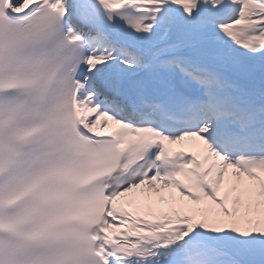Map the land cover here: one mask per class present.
I'll list each match as a JSON object with an SVG mask.
<instances>
[{"label":"snow or ice","instance_id":"6c2138e0","mask_svg":"<svg viewBox=\"0 0 264 264\" xmlns=\"http://www.w3.org/2000/svg\"><path fill=\"white\" fill-rule=\"evenodd\" d=\"M0 264H264V0H0Z\"/></svg>","mask_w":264,"mask_h":264}]
</instances>
